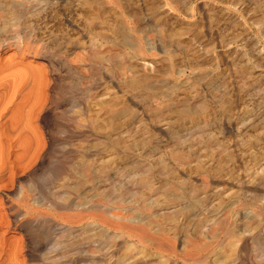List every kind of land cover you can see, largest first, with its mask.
I'll return each mask as SVG.
<instances>
[{"label":"bare ground","instance_id":"obj_1","mask_svg":"<svg viewBox=\"0 0 264 264\" xmlns=\"http://www.w3.org/2000/svg\"><path fill=\"white\" fill-rule=\"evenodd\" d=\"M62 2L0 0V264H104L123 248L136 264H264V101L179 149L206 123L175 129L163 104L176 96L148 81L173 77L177 52L210 56L209 14L186 20L184 43L167 0H107L124 33L104 13L100 40ZM44 10L67 30L43 29Z\"/></svg>","mask_w":264,"mask_h":264},{"label":"rangeland","instance_id":"obj_2","mask_svg":"<svg viewBox=\"0 0 264 264\" xmlns=\"http://www.w3.org/2000/svg\"><path fill=\"white\" fill-rule=\"evenodd\" d=\"M65 1L68 2L69 5H68V3L66 4ZM70 1H71V3H70ZM70 1H68V0H58V1L55 0L56 3L62 2L61 4H64V6L67 7V9H68L67 12H69L71 17L73 16L72 18H74V16L75 17L77 16L76 18L79 19L78 22H80V23L82 22L81 23L82 25L85 24L87 26V24H89L86 27V29H89V30L91 29L92 33H93V29H94L93 34H95L97 37H99V35H97V34H107V32L110 31V29L108 27L106 28L107 25L105 23L102 24V22H101L106 17H110V18H112V20H114L112 22L114 23L115 30L117 29V31L119 32L118 34L122 35L124 33L123 26L120 23L121 16L118 15V13H117L118 11L115 7H113V4L107 3V0H105V1L104 0H77L80 2V4L76 0H70ZM140 1L141 0H136V4L138 2H139L138 4H140ZM206 1H207V3H205ZM167 2H170L169 5L172 6V7H170L168 5V7H170V10L173 9L172 12L174 14L176 13V15L180 17V19L178 17L179 21L181 20L180 22L183 23L182 24L183 26H182L180 24V22H178L177 25H175V28H177L176 31L178 30V32H176V31H174V32L178 33V34H176L177 37L180 36L179 37L180 39L185 40V41H183L184 43H186V41L189 43V40H190V39H188V37L186 38V35H185L186 34L185 33V31H186L185 30L186 29V25H185L186 20H188L189 18H196V19L198 18V20L202 21L201 23H203V24L199 23V25H202L201 27H203L204 26V20L201 19V16L204 15V13H205V14H209V16L211 17L210 18L207 15L209 18L207 24L211 27L213 26V28H212V34L213 35L211 33H209L207 35V33H206V34H203V37H202L205 42L207 41V42H209V44L211 46H213L214 50L212 49L213 51H211L210 56L204 54L202 51H199V52H196V55H195V53H193L192 55L190 54L189 56H187L188 62L184 63L182 53L177 52L174 54V60L176 62V65H175L176 66V72H175L176 74L173 77H171L168 74L159 72L158 76L152 75L151 77L149 76L150 77L149 80L147 79L149 82H151L150 79H153V81L151 83L154 85L155 81L156 80L158 81V77H159L160 81L159 82L156 81V83H158V84H155L154 86L160 84V87L159 86H157V87L162 89V90L160 89V92H162L161 94L163 96H165V95L167 96V94H169L171 91L176 96V97H174V100H164V104H163V107L165 105H167L166 111L164 109L165 114H167V112L170 111L169 114H167L168 117L164 114V116H166L165 118H169V116H171V117L173 116L172 118L175 119L173 122L175 129H178V131H181L184 128L191 127V126L196 125L198 123H200V124H202L203 122H204L203 124L206 123L204 125L205 128L198 132L199 134L195 133L196 136H194L195 135L194 134L193 137H192V135H189V137L188 136L185 137L186 140L181 142V145H180V143L178 144V147H180L179 149H183V148H185V146H186V148H187V146H189V147L191 146L192 148L194 146H195L194 148L201 147L205 144L208 136L211 133L212 134L213 133L217 134L218 132L220 133V131L222 129V125L220 124L219 120H221L222 117H225V116L228 117L229 116L231 118H234L237 116L239 117V115L242 114V112L243 113H249V112L251 113L252 110L254 109V105L257 102L264 101V91L260 90V92H259V91L255 90V92H254V90L253 91L250 90L251 89L250 87H252V85H254L259 80L262 79L261 81H264V0H196V1H194V3L192 5H190L189 8L187 6H185L186 4H185L184 0H178V1L177 0H175V1L174 0H167ZM75 4L78 7L74 8ZM176 4H179V5H176ZM180 4H182L183 7ZM202 4H204V5L207 4L204 7V9L202 8ZM66 5H68V6H66ZM70 6H72V7H70ZM71 8H73V9H71ZM76 8H79V9H76ZM112 9H114L115 11ZM201 9H203V11ZM91 10H92V12L90 13ZM94 10H95V13L97 12L96 15L94 13ZM101 11H102V13H101ZM138 11H139V12H137L138 17L141 16V15H139L140 11L144 12V13L141 12L142 13V19H144V17H145L144 15H145L146 11L140 10V9H138ZM187 11H189L190 13ZM200 11H202V14L200 13ZM92 13H94L95 17L99 16L98 18H100V20L98 21V18L96 20V18L94 16H92L93 18H91L90 16H87L88 14L91 15ZM104 13L107 15L106 17H103V15L105 16ZM110 13H112V14H110ZM45 14H47V13L44 10V11H41V13H40V11H38L37 13H35L33 15L35 18L38 17V21L40 20V25H41V27L43 26V29L45 27L47 28V26L49 25L48 28H54L55 30H58L60 28H64L65 30H67L66 27L62 26V21H61V23L58 22L61 20L60 14L52 12L51 14L55 15L54 16L55 19L50 20V21L47 19ZM98 14H100L102 16H100ZM116 15H118L119 17L118 16L116 17ZM91 19L96 20V22H94ZM183 19H185V20H183ZM97 21H98V23H97ZM99 22H101V24ZM104 24H105V26H104ZM146 25H147V23H144V26H146ZM179 25L182 27H180ZM177 26H179V27H177ZM217 27H219L218 29H220L221 32L217 29ZM69 28H72V27H68V30H69ZM180 30H181V33H183V34L180 33ZM215 32H217V34ZM92 33H90V34H92ZM179 33H180V35H179ZM181 36H182V38H181ZM99 38L101 40V37H99ZM216 38H217V40H216ZM212 39H213V41H212ZM211 41L214 43H211ZM96 48L99 51V54L101 56L104 55L103 47L99 43L96 45ZM258 49L260 50V52H257ZM85 50H82L80 53L81 60L77 61V62L75 61V62H76V64L82 65V68L84 69V71L87 69V72H88L90 70H93L94 65L92 67H90L91 66L90 63H92V61L87 60L88 59L87 57H89V54H88L89 49L86 48ZM11 52L12 51L9 50V51L5 52L4 55H8ZM161 54H163L161 56L162 58L166 56L164 53H161ZM70 58L71 57H69V59ZM100 58L101 57H99V59ZM29 59L33 60L35 63H38V62L41 63L42 62L41 64H43V63H44V65L48 64V59L45 57H32L31 56ZM193 61H194V63H193ZM92 64H94V62ZM103 65H105L104 62H103ZM87 74H90V72H88ZM189 75L191 78L190 77L188 78ZM160 76H161V78H160ZM186 80H188L189 82H186ZM162 87L165 88L164 90H166L168 92L163 91ZM191 87H193V88L191 89ZM173 88H175V89H173ZM208 90L213 95L215 94L216 97L218 98V100L216 97H215L214 102L207 99L206 96H204V95L207 94ZM194 92H195V94H194ZM189 98H191V100H193V102H195V103H193L192 101H191V104L186 103V102H190V101H188ZM183 99H184V101H183ZM185 99H188V100H185ZM194 99H196V101ZM165 101L171 102V104L168 105V103L166 104ZM172 101H174V102H172ZM200 101L201 102L203 101V102L201 103ZM208 104H209V106H208ZM203 107L206 109H204ZM241 107L243 109L244 108L245 109L243 110ZM205 115H206V118H205ZM206 119L208 120V123H207ZM205 120H206V122H205ZM206 129H208V130L205 131ZM204 131H205V133L203 135L202 132H204ZM194 138H196V139H194ZM10 232H14L17 235L21 234L19 230L11 229ZM122 250H124V252H125L128 250V248L127 249L123 248ZM122 250L116 257H114V259H103L102 261L104 262V264H136L137 260H133V259H130L128 261H123L121 259L124 255V252ZM121 253H123V255ZM81 256L84 259V258H86L87 255L82 254ZM138 259L140 260L141 257H138ZM85 261H87V260H85Z\"/></svg>","mask_w":264,"mask_h":264}]
</instances>
